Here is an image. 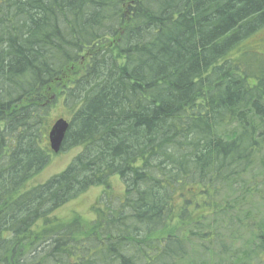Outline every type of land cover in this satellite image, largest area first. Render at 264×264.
I'll return each instance as SVG.
<instances>
[{
  "label": "trees",
  "instance_id": "obj_1",
  "mask_svg": "<svg viewBox=\"0 0 264 264\" xmlns=\"http://www.w3.org/2000/svg\"><path fill=\"white\" fill-rule=\"evenodd\" d=\"M60 103L80 151L32 184ZM4 169L0 264H264V0H0Z\"/></svg>",
  "mask_w": 264,
  "mask_h": 264
},
{
  "label": "rangeland",
  "instance_id": "obj_2",
  "mask_svg": "<svg viewBox=\"0 0 264 264\" xmlns=\"http://www.w3.org/2000/svg\"><path fill=\"white\" fill-rule=\"evenodd\" d=\"M261 36L262 34L259 35L257 39L261 38ZM80 73L81 71L79 70V68H77L72 75L73 78L80 75ZM62 84L63 80H56L53 83V90L52 88L49 89L51 93L49 95L52 96V98L61 94ZM67 116L68 115L66 109L63 107L62 103H60L53 110L52 120L54 121L59 117L67 118ZM79 151L80 148H65L63 150H60L58 153L53 152L48 164L38 174H36L31 183L42 184L48 179H50L52 176L61 173L65 169V167L70 164L73 157ZM109 181V188L106 189L104 187H92L81 196L75 198L73 201L65 203V205L60 207L55 212V215L59 218L68 220L72 218L74 214H77L80 215L83 219L93 220L96 216L94 208L97 207L96 209H98V206H102L104 203L101 204L100 200L103 197L106 198L107 195L113 197V201L111 200L113 203L111 204L114 206H118V201L120 203L123 199V197H120V195L124 194V184L118 176H113ZM105 191L107 195H105Z\"/></svg>",
  "mask_w": 264,
  "mask_h": 264
},
{
  "label": "bare ground",
  "instance_id": "obj_3",
  "mask_svg": "<svg viewBox=\"0 0 264 264\" xmlns=\"http://www.w3.org/2000/svg\"><path fill=\"white\" fill-rule=\"evenodd\" d=\"M93 18H97V17H93ZM92 23L93 24H95L96 23V20H94V19H92ZM247 42H249V43H251L252 41L251 40H248ZM187 103L189 104V105H191L193 102H192V100L191 99H189V101H187ZM18 144H20L19 145V148L20 149H25L26 150V146H25V144L23 143V142H21V143H18ZM73 147H71L70 149H72ZM66 169H68L67 167H65V169L64 170H66ZM63 170V171H64ZM62 171V172H63ZM9 172V170H7V169H4V170H0V177H2V178H4V176L5 175H7L6 173H8ZM110 174H106V178L109 176ZM36 176V174H34V175H26L25 177H24V179H30L31 180V182H32V180L34 179V177ZM113 176H118V175H110L109 176V178H108V187L107 186H103V185H95V186H103V187H105V188H109V184H110V179L113 177ZM119 177V176H118ZM8 180H9V183L10 184H12L13 182H12V178H11V176L8 174ZM120 178V177H119ZM120 180H121V178H120ZM122 181V180H121ZM30 182V183H31ZM33 184V183H32ZM91 186V185H90ZM90 186H89V183H87V184H85V187L86 188H88L87 190H89L90 189ZM86 190V191H87ZM86 191H84V192H82L81 194H79L78 196H76L75 198H77V197H79V196H81L82 194H84ZM63 192H65V191H63ZM63 192L61 191L60 192V190H59V194L57 195V197L60 199V198H63V201L64 202H66L67 200V202H71V201H73L75 198H72V197H70L69 195H68V193L66 194V197H65V195L63 196ZM120 197H124V194H122V195H120ZM72 198V199H71ZM123 200V199H122ZM100 203L102 204V203H104L103 205H102V207H105V208H107V207H114V208H116V206H114V205H112L111 204V202L109 201V199L107 198V196H106V198L105 197H103V198H101V200H100ZM118 204H119V201H118ZM63 205H65V204H63ZM55 206H52L51 207V204L49 203V204H47V210L49 211V213H51V212H53V211H55L57 208H54ZM62 207V206H61ZM5 264H8V263H5ZM10 264V263H9Z\"/></svg>",
  "mask_w": 264,
  "mask_h": 264
},
{
  "label": "water",
  "instance_id": "obj_4",
  "mask_svg": "<svg viewBox=\"0 0 264 264\" xmlns=\"http://www.w3.org/2000/svg\"><path fill=\"white\" fill-rule=\"evenodd\" d=\"M69 123L64 119L57 120L49 132V140L51 148L58 152L63 144Z\"/></svg>",
  "mask_w": 264,
  "mask_h": 264
}]
</instances>
